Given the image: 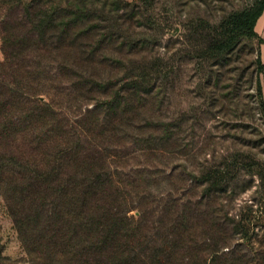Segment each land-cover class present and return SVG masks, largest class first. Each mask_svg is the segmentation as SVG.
Instances as JSON below:
<instances>
[{
    "label": "trees",
    "instance_id": "obj_1",
    "mask_svg": "<svg viewBox=\"0 0 264 264\" xmlns=\"http://www.w3.org/2000/svg\"><path fill=\"white\" fill-rule=\"evenodd\" d=\"M146 4L0 0V195L28 264H264L239 259L207 196H153L118 173L134 153L119 151L118 132L131 126L132 97L147 93L130 86L131 70L117 75L136 52L124 33ZM263 12L257 0L235 18L259 43ZM258 73L261 93L264 61ZM0 264H18L1 239Z\"/></svg>",
    "mask_w": 264,
    "mask_h": 264
},
{
    "label": "rangeland",
    "instance_id": "obj_2",
    "mask_svg": "<svg viewBox=\"0 0 264 264\" xmlns=\"http://www.w3.org/2000/svg\"><path fill=\"white\" fill-rule=\"evenodd\" d=\"M146 1L145 20L124 33L136 52L117 75L131 70L130 86L147 93L132 97L131 126L118 132L119 151L134 152L118 173L153 196H207L216 226L232 231L229 245L254 263L264 258V86L260 93L257 85L264 60L235 18L257 0ZM0 239L4 257L28 264L1 195Z\"/></svg>",
    "mask_w": 264,
    "mask_h": 264
},
{
    "label": "crops",
    "instance_id": "obj_3",
    "mask_svg": "<svg viewBox=\"0 0 264 264\" xmlns=\"http://www.w3.org/2000/svg\"><path fill=\"white\" fill-rule=\"evenodd\" d=\"M255 32L258 37L263 41L259 43V53L260 57L264 60V12L258 18L256 25H255Z\"/></svg>",
    "mask_w": 264,
    "mask_h": 264
}]
</instances>
